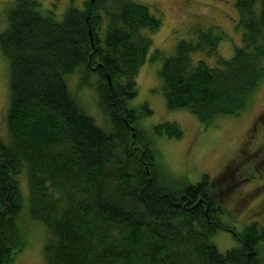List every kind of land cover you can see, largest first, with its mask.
Returning a JSON list of instances; mask_svg holds the SVG:
<instances>
[{"label":"trees","instance_id":"1","mask_svg":"<svg viewBox=\"0 0 264 264\" xmlns=\"http://www.w3.org/2000/svg\"><path fill=\"white\" fill-rule=\"evenodd\" d=\"M72 1V0H71ZM37 0H14L0 50L9 63L7 141L0 137V264L25 244L17 216L28 190L30 219L46 229V264H264V225L237 231L224 220L222 177L177 179L159 161L141 127L152 110L132 107L140 66L162 58L158 77L168 108H188L204 126L247 107L264 77V0H236L242 44L224 59L218 25L175 42L172 53H150L161 18L133 0H84L61 20ZM215 57L194 64L192 52ZM81 72L103 114L99 125L70 91L66 76ZM155 135L180 137L176 122ZM234 183H231V186ZM228 230L236 246L213 243Z\"/></svg>","mask_w":264,"mask_h":264},{"label":"rangeland","instance_id":"2","mask_svg":"<svg viewBox=\"0 0 264 264\" xmlns=\"http://www.w3.org/2000/svg\"><path fill=\"white\" fill-rule=\"evenodd\" d=\"M14 0H0V33L7 27V11ZM84 0H37L41 11L61 20L69 5L83 8ZM147 4L150 13L161 18L162 26L150 34L152 54L158 48L163 56L173 52L175 42L195 38L198 29L218 25L224 33L217 52L224 59L234 54L242 44V30L236 27V0H133ZM192 61L204 59L212 66L215 57L204 51L192 52ZM264 62V58H263ZM162 58L143 63L137 78V94L131 99L132 107L146 103L152 110L142 118L141 127L151 136L159 161L177 179L197 182L203 173L221 176L222 187H227L221 199L223 219L233 223L237 231L251 221L264 225V77L260 86L241 113L220 115L204 126L200 118L188 108H168L163 96L158 70ZM264 64V63H263ZM9 63L0 50V137L7 141L6 108L9 102ZM82 73L66 76L68 87L84 109L101 126L103 114L97 107V93L93 87L80 85ZM176 122L183 134L176 138L168 134L155 135L156 123ZM23 205L17 223L25 234V248L16 254L11 264H46L43 248L46 229L40 221L31 220L28 211V190L24 177L20 178ZM231 183L234 185L231 186ZM213 243L224 252L236 246V239L228 230L218 229Z\"/></svg>","mask_w":264,"mask_h":264}]
</instances>
